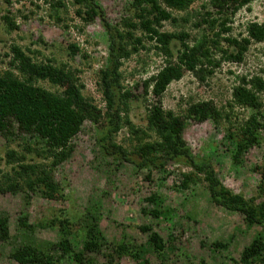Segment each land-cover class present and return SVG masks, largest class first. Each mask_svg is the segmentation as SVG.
<instances>
[{
  "label": "rangeland",
  "instance_id": "obj_1",
  "mask_svg": "<svg viewBox=\"0 0 264 264\" xmlns=\"http://www.w3.org/2000/svg\"><path fill=\"white\" fill-rule=\"evenodd\" d=\"M58 1L63 6L51 9L49 3L55 2L56 5ZM93 1L102 10L104 20L109 25H118V29H121L120 19L131 16L127 7L131 0ZM208 1L194 0L184 12H172L175 23L162 22L159 32L183 31L191 45L210 27L208 23L202 24L200 19L205 11L214 13ZM70 3L71 0H0V75L9 70L6 65L9 56L3 55L8 54L9 46L16 45L29 55L33 63L52 68L65 64V69L77 76L78 83L83 86V95L98 103L94 75L105 65L108 40L100 19L94 17L92 21L83 23L75 16ZM5 16L14 24V30H8L1 19ZM183 19H186L185 22ZM252 22H264V0L252 1L238 9L229 17V33L221 37L248 38L245 27ZM196 24L199 26L196 27ZM214 31H211L210 37ZM134 35L139 37L140 33L134 32ZM141 41L142 48L137 46V52L124 60L120 67L124 89L135 96L142 95V80L156 73L164 64L162 54L154 49L155 44L144 37ZM70 46H74V52ZM219 46L222 50L228 47L223 40L219 41ZM177 47L178 42H172L171 52L175 53ZM232 49L227 51L232 52ZM212 59L217 61L218 66L203 81L199 82L191 72H186L179 80L168 84L160 101L164 111L181 113L188 98L195 102L212 100L217 107L223 105L229 99L231 88L243 75L247 78L256 75L264 81L262 42L249 39L241 61L225 60L217 52L213 53ZM35 84L54 89L44 80ZM260 99L264 105V94L260 95ZM139 101L131 103L127 116L134 126L143 129L146 125L143 108L146 103ZM222 128V122L215 128L207 120L201 123L189 120L181 132L182 140L192 155L210 157L209 163L224 187L245 199L251 198L255 196L260 181V171H254L253 167L264 164V131H261L262 141L247 148L239 155L237 163H233L224 145ZM121 130L112 140L115 145L130 152L134 142L127 137L125 127ZM100 131L85 121L66 143L71 147L69 156L50 168L51 178L60 187L61 200L42 199L38 190L30 193L27 200L22 192L0 193V218L6 219L9 233L8 240L0 243V264H16L8 258L9 253L21 244L30 243L31 239L37 243L56 241V230L36 226L35 214L39 207L49 213L59 212L65 217L67 229L76 236V239L70 237L75 251L81 249L82 230L87 225L85 213L96 212L97 229L107 241V246L121 243L132 249L131 253H137L135 257L127 255L113 259L112 264H199L200 260L210 264H237L241 249L249 244L260 227L245 228L239 214L210 204L203 183L180 188L182 174L189 171L180 162L167 161L161 169L139 170L128 162L103 155L98 144L103 133ZM8 134L10 136L6 138L0 135V180L2 175L10 172L11 167L5 162L6 147L20 152L15 136L31 137L29 133L18 130L14 121H10ZM44 142V138H37L39 147ZM209 144L213 150H210ZM26 160L46 166L50 164V158L28 156ZM151 194L160 198L161 208L171 211L170 218L153 219L140 213L142 207L152 209L151 204L143 201ZM26 201L28 204H25ZM22 218L32 231L19 227L18 220ZM141 226H149L162 239L165 247L160 255L148 248L147 233L139 230ZM232 230L235 232L234 239L228 243L227 249L212 251V240L220 235L226 239ZM201 240L204 242L202 246L199 244ZM106 249L101 248L99 254L86 256L93 264H107L111 251Z\"/></svg>",
  "mask_w": 264,
  "mask_h": 264
},
{
  "label": "trees",
  "instance_id": "obj_2",
  "mask_svg": "<svg viewBox=\"0 0 264 264\" xmlns=\"http://www.w3.org/2000/svg\"><path fill=\"white\" fill-rule=\"evenodd\" d=\"M193 1L131 0L127 6L131 16L121 18V29H118V25H109L104 20L102 10L93 0H71L75 16L83 23L92 21L94 17L100 19L108 40L105 65L94 75L99 105L91 97L83 95V86L78 83L77 76H73L68 68L65 69V64L60 68L42 66L31 62L29 55L18 46H9L8 54L3 55L9 56L6 64L9 70L0 75V135L4 138L10 136V121H14L18 130L29 133L31 137L27 139L22 135L15 136L21 153L6 147L4 158L11 167L10 172L1 177L0 193L22 192L27 200L30 193L38 190L42 199L61 200L60 187L51 178L50 168L69 156L71 147L66 143L87 121L94 128L101 129L100 132L103 131L98 144L105 156L128 162L139 170L161 169L167 161L187 166L189 171L182 174L180 188L203 183L210 204L226 212L239 214L245 228L260 227L249 244L241 249L237 264H264V164L259 163L253 167L254 171H260V181L255 196L245 199L224 187L209 163V156L198 157L191 154L181 133L189 120L196 123L207 120L215 128L222 122L224 145L226 144L232 162L237 163L241 153L263 139L261 131H264V105L260 95L264 94V81L256 75L239 77L237 85L231 88L229 99L218 107L212 100L195 102L188 98L182 112L174 114L164 111L160 105L161 96L168 84L179 80L186 72H191L199 82L211 75L218 66L217 61L212 59L213 53L222 54L225 60L241 61L249 39L264 43V22L248 23L245 27L248 38L221 37L229 33V17L255 0H209L208 6L214 13L205 11L200 19L202 24L208 23L210 27L191 45L186 41L188 35L183 31L159 32L162 22L175 23L172 12H184ZM49 5L51 9L63 6L61 1L56 5L55 2ZM1 19L8 30L15 29L6 16ZM183 20L185 22L186 19ZM213 29L215 31L210 37ZM134 32H139L140 36L136 37ZM141 37L155 44L154 49L162 54L164 64L156 73L142 80V95L135 96L124 89L120 67L124 60L137 52V46L142 48ZM220 40L226 43V49L220 48ZM174 41L178 42V47L172 53L170 44ZM231 48L234 50L228 52ZM70 49L75 51L74 46H70ZM42 80L54 89L35 84ZM135 87L136 83L133 88ZM139 100L146 103L143 107L146 121L143 129L134 126L127 116L131 103H140ZM122 127H125L127 137L134 142L130 152L115 145L112 140L118 131L122 132ZM38 137L45 139L42 147L38 146ZM208 147L213 150L211 144ZM28 156L50 158V164L46 166L31 163V160H26ZM143 201L151 204L152 209L142 207V215L153 219L170 218L171 211L161 208L162 201L158 196L151 194ZM85 215L87 225L82 230L81 249L75 251L70 240L73 233L67 229L65 217L59 212L49 213L39 207L35 214L36 226L56 230V241L37 243L31 239L30 243L13 249L8 258L16 264H93L86 254H99L101 248H107L106 250L111 251L108 253L107 264H112L113 259L137 255L135 251L131 253L132 249L125 244L107 246V241L97 229L98 214L88 211ZM18 225L22 229L33 230L25 223L24 218L18 220ZM139 230L147 233L148 248L160 255L165 247L162 239L149 226H141ZM234 233L232 230L226 239L222 235L213 239L211 250L218 252V249H227L228 243L234 239ZM8 235L7 221L0 218V243H5ZM75 237L74 235L73 238ZM199 244L202 246L204 242L201 240ZM199 264L210 263L200 260Z\"/></svg>",
  "mask_w": 264,
  "mask_h": 264
}]
</instances>
